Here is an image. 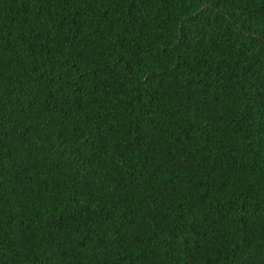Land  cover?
Here are the masks:
<instances>
[{
	"label": "trees",
	"instance_id": "trees-1",
	"mask_svg": "<svg viewBox=\"0 0 264 264\" xmlns=\"http://www.w3.org/2000/svg\"><path fill=\"white\" fill-rule=\"evenodd\" d=\"M0 264H264V0H0Z\"/></svg>",
	"mask_w": 264,
	"mask_h": 264
}]
</instances>
